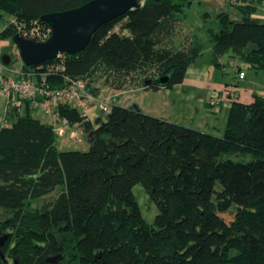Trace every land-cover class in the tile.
<instances>
[{"label": "trees", "instance_id": "obj_1", "mask_svg": "<svg viewBox=\"0 0 264 264\" xmlns=\"http://www.w3.org/2000/svg\"><path fill=\"white\" fill-rule=\"evenodd\" d=\"M86 1L0 0V18H8L0 38L15 44L12 37L35 20L48 26L41 15ZM184 4L143 0L100 25L82 51L23 70L58 66L46 76L50 87L79 78L95 96L100 84L171 88L202 53L197 38L179 41ZM261 4L243 0L240 17L216 15L218 27L208 29L215 65L228 55L264 70V19L253 15ZM23 103L22 111L11 104L0 125V251L7 260L0 256V264H264V95L233 101L221 135L115 102L94 125L60 103L59 115L82 126L87 150H60L54 126ZM137 183L158 209L152 224L133 193ZM231 208L227 221L221 213Z\"/></svg>", "mask_w": 264, "mask_h": 264}, {"label": "rangeland", "instance_id": "obj_2", "mask_svg": "<svg viewBox=\"0 0 264 264\" xmlns=\"http://www.w3.org/2000/svg\"><path fill=\"white\" fill-rule=\"evenodd\" d=\"M185 4L183 5V12L180 15L182 17V22L180 24V36L179 41H182L181 37L184 35H191V32L194 33L198 40L202 44V53L199 56L198 62L203 66L211 67L212 73L220 76V79L224 82H233L235 77L238 76L236 71L238 70V66H241L242 69L246 72L247 79L256 80L257 82L251 81V85L253 86H263L264 85V70H255L253 67L245 64L241 60L231 59L228 55L222 56L223 63L227 67V70H223V65L215 68L213 64L210 63L211 60V42L209 39L208 29L209 28H217L218 21L216 15L221 11L229 12L234 15L237 14L240 17L239 10L236 9L237 4H241L243 0H182ZM254 16L260 17L264 19V4L258 6V10L253 14ZM237 17V18H239ZM8 18L6 16L0 18V31L6 25ZM192 37V35H191ZM4 40L2 44H6L8 46H3L0 48V58L3 54H11V63L9 67L14 68L16 70L23 69V62L19 56L18 49L15 44H13L9 39H1ZM8 42V43H7ZM234 61L236 65H230V62ZM255 74L258 75L257 78ZM97 97L100 99L111 97V99L116 98L118 101L120 100L122 104H127L128 101H125L124 98L128 96L125 93L121 92L117 94V92L104 84H100L98 86ZM256 89V88H255ZM132 94H130L131 96ZM135 96V95H134ZM133 97V96H132ZM134 98V97H133ZM145 99V98H144ZM213 99V98H212ZM140 98H138V101ZM214 102H218L216 99H213ZM20 103L21 111L23 110L24 103L20 99H15V102L12 103L7 102V98L0 91V125L4 123V118H6V110L7 108L14 103ZM118 104V103H116ZM136 104V103H135ZM198 105V103H196ZM130 106H134L130 105ZM138 106V104H137ZM199 109L202 110V106L198 105ZM32 115L34 117L39 118L43 122L51 123L54 126L55 131L58 133L57 137V146L60 150H68V149H78V150H87L89 143L87 141L86 134L82 131V126L78 123H68L63 125L62 118L57 111H54L51 114L46 113L41 109L32 108ZM101 117L102 120L106 119V114H101L100 111L95 107L94 104H91V108L89 110V118L91 122L95 124V120L97 117ZM228 116V114H227ZM227 116H221L217 120L218 127L214 131L216 134L222 133L224 131V127L227 122ZM222 126V127H221ZM60 128L63 129L62 133H59ZM223 128V129H222ZM230 157L235 160L242 159V156H237L231 154L228 156V153L223 155V158ZM249 159L250 157H246ZM133 193L136 196L137 202L141 209L142 215L144 219L148 223H153L154 218L158 213V209L156 205L150 201L149 196L143 186L140 183H137L133 187ZM42 199V198H41ZM40 201L42 202L43 199ZM234 214V209L231 208L229 211L221 213V215L227 220L231 221ZM9 264H12V259H10Z\"/></svg>", "mask_w": 264, "mask_h": 264}, {"label": "crops", "instance_id": "obj_3", "mask_svg": "<svg viewBox=\"0 0 264 264\" xmlns=\"http://www.w3.org/2000/svg\"><path fill=\"white\" fill-rule=\"evenodd\" d=\"M191 35V38H197L192 32ZM2 42L4 40L0 41V48L8 46ZM198 59L199 57L196 62L189 65L182 83L171 88L162 87L159 90H145L142 87L122 91L115 90L117 94L125 93L128 98L125 97L124 100L128 103L122 104L120 102L123 100L122 98L116 101L117 97L113 98V102L122 106L133 104L137 106L138 104L137 107L147 114L216 134L214 131L218 127V118L220 115L227 116L233 101L251 102L254 93L264 95V85L260 87L251 85V81L257 82V79L246 80V72L241 66L240 69L244 72V77L236 76L234 81L229 83L221 80L220 76L213 74L211 67L200 64ZM218 62L220 66L223 65V70L226 71L227 67L223 63L222 57L218 59ZM210 63L215 68L218 67L213 62L212 53ZM236 74H238V70ZM257 76L255 74L256 78ZM130 94L132 95L130 96ZM138 98H140L139 101ZM212 98L218 102H210L213 100ZM196 103L200 107L202 106V110ZM223 127L225 128V126Z\"/></svg>", "mask_w": 264, "mask_h": 264}, {"label": "water", "instance_id": "obj_4", "mask_svg": "<svg viewBox=\"0 0 264 264\" xmlns=\"http://www.w3.org/2000/svg\"><path fill=\"white\" fill-rule=\"evenodd\" d=\"M141 5H143V0H88L71 9L41 15V20L46 22L51 29V34L46 40L36 41L17 33L12 37V41L26 66L56 58L60 53L75 54L88 45L92 34L100 25ZM0 61L4 65H9L11 56L5 53ZM167 80V76L160 78L162 84H165ZM134 107L138 108L136 105ZM100 121L101 118L98 117L95 123L98 124ZM5 238L6 234L0 236V245ZM0 256L7 261L1 251ZM58 257V255L48 257L47 260L56 262Z\"/></svg>", "mask_w": 264, "mask_h": 264}, {"label": "built area", "instance_id": "obj_5", "mask_svg": "<svg viewBox=\"0 0 264 264\" xmlns=\"http://www.w3.org/2000/svg\"><path fill=\"white\" fill-rule=\"evenodd\" d=\"M19 34L36 41H44L50 36L51 29L49 25H43L35 20L29 28L23 27L22 32ZM230 63L236 65L234 61ZM57 69L58 66L48 64L46 71L36 74L33 71L23 69L16 70L0 61V91L7 98L8 103L15 102V99H20L22 102L27 100L31 108L41 109L48 114L57 111V106L60 103H67L77 108L85 120L89 119L91 104H94L102 114L110 112L113 99L111 97L98 98L88 90L83 79L65 77L63 85L50 87L46 76ZM238 77H244V72L239 66ZM210 102H213V100H210ZM17 104L20 103L17 102ZM62 122L63 125L69 123L66 117L62 118ZM62 131L63 129L60 128L59 133L61 134Z\"/></svg>", "mask_w": 264, "mask_h": 264}]
</instances>
